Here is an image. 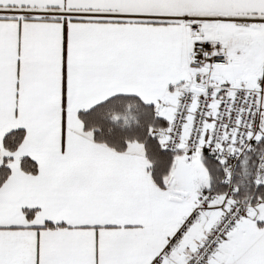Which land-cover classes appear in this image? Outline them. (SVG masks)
I'll use <instances>...</instances> for the list:
<instances>
[{
  "label": "snow or ice",
  "instance_id": "obj_1",
  "mask_svg": "<svg viewBox=\"0 0 264 264\" xmlns=\"http://www.w3.org/2000/svg\"><path fill=\"white\" fill-rule=\"evenodd\" d=\"M0 264H264V0H0Z\"/></svg>",
  "mask_w": 264,
  "mask_h": 264
}]
</instances>
